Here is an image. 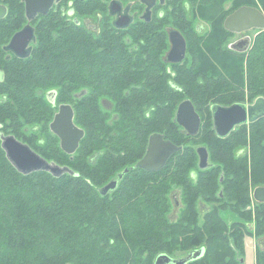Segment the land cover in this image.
Wrapping results in <instances>:
<instances>
[{"label": "trees", "instance_id": "16d2710c", "mask_svg": "<svg viewBox=\"0 0 264 264\" xmlns=\"http://www.w3.org/2000/svg\"><path fill=\"white\" fill-rule=\"evenodd\" d=\"M0 2L10 7L4 17L9 25L26 20L22 0ZM167 2L161 17L126 27L105 21L98 32L60 7L50 9L36 23L28 55H0V264H155L161 253L181 257L200 247L203 254L186 264H245L250 186L264 185V116L220 136L212 105L264 96V29L245 51L224 47L232 32L226 16L241 5L264 11V0ZM187 2L193 15L211 23L209 31L195 28ZM76 6L79 17L105 9L91 0ZM170 25L187 41L180 62L166 60ZM51 89L57 90L55 103L47 97ZM186 98L201 116L196 134L175 119ZM57 101L73 105L75 122L85 130L74 153L62 149L49 127ZM35 123H43L44 141L41 132L23 129ZM156 131L182 149L159 170L135 167ZM7 133L72 171L21 172L2 146ZM199 145L209 151L205 168L199 167ZM131 166L114 190L100 192ZM176 188L181 204L174 214ZM200 201L210 206L201 211ZM257 203V233H264V203ZM220 207L237 217L227 222Z\"/></svg>", "mask_w": 264, "mask_h": 264}, {"label": "water", "instance_id": "95a60500", "mask_svg": "<svg viewBox=\"0 0 264 264\" xmlns=\"http://www.w3.org/2000/svg\"><path fill=\"white\" fill-rule=\"evenodd\" d=\"M150 4L148 0H145ZM54 0H25L27 16L32 19L39 12L46 14L49 12ZM113 0L111 8L115 10ZM7 7L0 4V17L6 14ZM112 12V10H111ZM131 22V16L118 19L115 25L126 27ZM224 26L231 31H242L251 28L264 29V11L254 5H241L228 14L224 20ZM36 40L35 29L31 24L24 26L12 36L8 49H12L18 55H28L32 46L29 43ZM170 48L166 53V60L170 62L182 61L187 52V41L182 32L177 28L169 30ZM252 39L249 38L246 45H232L231 48L245 51L249 48ZM244 46V47H242ZM242 47V48H241ZM4 79V71L0 69V81ZM57 91L51 89L47 91L48 99L55 103ZM214 127L218 135L225 136L237 125L248 123L264 116V96L257 97L253 102H234L229 105L215 103L212 105ZM74 108L71 103L63 102L59 104L53 119L50 121L51 130L59 137L60 145L67 153H74L80 145V141L85 134L84 128L75 122ZM176 121L183 126L185 132L196 134L200 128L201 116L197 112L192 100L186 98L182 100L176 109ZM2 146L6 151L9 160L23 173L34 170H49L55 175H61L66 171L71 172L67 165H60L37 152L27 142L20 140L14 134H2ZM182 149V145L177 144L164 136L162 132L156 131L149 135L147 148L143 156L135 163V167H140L147 171H155L163 168L168 159ZM199 156V167L205 168L209 165V151L205 145L197 147ZM131 167H125L117 172L106 184L99 188L102 194L114 190L123 176ZM222 195V190H220ZM254 197L264 201V185L254 188ZM176 205V204H175ZM204 247L190 250L185 256L173 257L167 253H161L156 257L155 264H186L191 259L201 256Z\"/></svg>", "mask_w": 264, "mask_h": 264}, {"label": "flooded vegetation", "instance_id": "af4514ba", "mask_svg": "<svg viewBox=\"0 0 264 264\" xmlns=\"http://www.w3.org/2000/svg\"><path fill=\"white\" fill-rule=\"evenodd\" d=\"M22 1H23L24 14H25L26 20L17 28H15L14 25H9L10 23L6 19H4V17L7 15L8 11L10 10V7L6 2H0V4H4L7 7L6 14L3 17H0V51H1L0 55L5 58H12L15 55L22 56V55H18L17 53H15L14 50L8 49L7 48L8 44L12 36L15 34V32L22 29L24 26L28 24H31L34 27L35 32H36V23L38 19L40 18V16L43 14L39 12L35 17L30 19L26 14L25 0H22ZM81 1L83 0H54L50 9H56L60 7L62 12L66 14L70 20L72 19L73 21L77 23L83 24L91 31H97L101 28L102 23L105 21H110L114 25L118 19H123L124 17L131 16V22H130V25H131L135 21L145 20V18H148V17H150L151 20L157 17L156 15L161 17L164 14V11H163L164 6L168 3L167 2L168 0H148L149 2H151L150 4H148V2H146L145 0H115L116 1L115 2L116 4H114L115 10H113L111 8V5L113 6L112 4L113 0H91V2L93 3L98 2L100 4H103L105 9H103V11L101 12L95 11L93 13L79 17L77 15L76 5L80 3ZM34 42L35 41L32 40L29 43V46L31 47ZM0 69L2 68L0 67ZM2 70L4 71V69ZM4 75H5V72H4ZM247 103H250V102H247ZM7 134H10V133H7ZM193 175H196V174L193 173ZM255 187L256 186H254L251 190V204L249 205L250 206L249 208L252 210L253 218L250 221H248V226L251 231V234L249 236L251 237L252 242L255 240L254 247L252 248L254 252L252 264H260L259 254L260 252L264 253V233H257L256 210H257V204H258L257 202L264 203V201L258 200L254 197ZM176 193H178L177 195H179V197H175L176 199H174V195ZM180 198H181L180 189L176 188L175 190L171 192V199L174 202V205L176 204L175 208L173 209L174 214L177 213V211L180 208V204H181ZM209 206L210 205L205 203L204 201H200L199 203V208L201 211H205V209L208 208ZM245 260H246L245 256H243L241 258V261L245 262Z\"/></svg>", "mask_w": 264, "mask_h": 264}, {"label": "rangeland", "instance_id": "374dc122", "mask_svg": "<svg viewBox=\"0 0 264 264\" xmlns=\"http://www.w3.org/2000/svg\"><path fill=\"white\" fill-rule=\"evenodd\" d=\"M168 6V5H167ZM227 6H229V4H227ZM186 9H187V13H188V15L189 16H193L194 18L196 17V19L194 20V25H195V28L200 32V33H202L203 34V32L204 31H209L210 29H211V23L210 22H208V21H204L203 19H200V18H198L197 16H195V15H193V11H192V4H188V2L186 3ZM163 11L165 12V7H164V9H163ZM170 28H174V26H169L168 27V31H169V29ZM259 30H261V29H259V28H256V27H254V28H251V29H247V30H242V31H232V32H230L229 33V35H228V37H227V39L225 40V42H224V47L225 48H231V46L232 45H235V46H237L238 44L239 45H246V43H247V41L249 40V38L250 39H253L254 38V36L257 34V32L259 31ZM99 30H97V31H94V32H98ZM231 31V30H230ZM169 42H170V40H169ZM170 43H169V46H168V48H167V51L169 50V48H170ZM242 47H244V46H242ZM241 47V48H242ZM167 53V52H166ZM165 53V54H166ZM103 101H105L104 103H103V106L106 108V109H110L111 111L113 110L112 109V107H113V104H112V102H110L109 100L108 101H106L105 99H103ZM60 103V101H57V105H56V110H57V108H58V104ZM55 110V111H56ZM54 111V112H55ZM54 114V113H53ZM42 124L43 123H41V124H37V123H35L34 125H31V126H29L28 125V127H26L25 128V126H23L24 128L23 129H27V130H33V129H35V131L37 132V134L39 133V132H41L42 133V136L44 135L45 136V131L43 130V128H42ZM50 127V126H49ZM30 128V129H29ZM50 130H51V128H50ZM43 136V138L41 137V135H40V137L42 138V140L44 141L45 140V137ZM146 148H147V146H146ZM146 150V149H145ZM144 153H145V151H144ZM143 153V154H144ZM143 156V155H142ZM141 156V157H142ZM140 157V158H141ZM139 158V159H140ZM138 159V160H139ZM137 160V161H138ZM136 161V162H137ZM211 162V161H210ZM251 187V190H252V188L254 187L253 185H251L250 186ZM250 190V191H251ZM178 193H176L175 195H174V199H176L175 197H179V195H177ZM251 194V193H250ZM253 199V198H252ZM214 205H216V206H219L220 205V203L219 202H215V203H213ZM172 210H173V208H172ZM204 213V212H203ZM203 213L202 212H200V214H199V217H200V220L202 219V216H203ZM220 213L222 214V216L227 220V222H231L233 219H235L236 217H237V215L234 213V211L232 210V209H230V208H228V207H224V208H221L220 207ZM254 242H255V240L252 242V239H251V237L249 236V234L248 235H246V237H245V239H244V255H245V264H252L253 263V256H254V252H253V247H254ZM178 254H180L181 256L182 255H184V254H186V253H183V252H179Z\"/></svg>", "mask_w": 264, "mask_h": 264}, {"label": "bare ground", "instance_id": "6f19581e", "mask_svg": "<svg viewBox=\"0 0 264 264\" xmlns=\"http://www.w3.org/2000/svg\"><path fill=\"white\" fill-rule=\"evenodd\" d=\"M108 194V193H107Z\"/></svg>", "mask_w": 264, "mask_h": 264}]
</instances>
